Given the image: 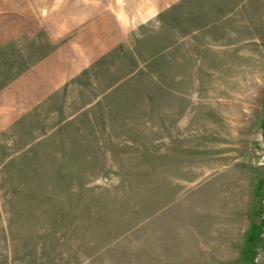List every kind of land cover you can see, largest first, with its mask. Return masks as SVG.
Here are the masks:
<instances>
[{
  "label": "rangeland",
  "instance_id": "1",
  "mask_svg": "<svg viewBox=\"0 0 264 264\" xmlns=\"http://www.w3.org/2000/svg\"><path fill=\"white\" fill-rule=\"evenodd\" d=\"M0 264H264V0H0Z\"/></svg>",
  "mask_w": 264,
  "mask_h": 264
},
{
  "label": "crops",
  "instance_id": "2",
  "mask_svg": "<svg viewBox=\"0 0 264 264\" xmlns=\"http://www.w3.org/2000/svg\"><path fill=\"white\" fill-rule=\"evenodd\" d=\"M48 58H52V56H48ZM47 58V59H48ZM48 60H46V62H47ZM45 66V65H44ZM42 68V67H41ZM63 73L64 72H62L61 73V77H63ZM42 74V71H41V69L40 70H37V65L33 68V70H32V72H30V77L29 78H27V83H30V84H33V85H37V77L38 76H40ZM38 75V76H37ZM52 90V88L51 87H47V88H45V90H43L42 92H40V93H42V94H44V92H46V91H51Z\"/></svg>",
  "mask_w": 264,
  "mask_h": 264
}]
</instances>
